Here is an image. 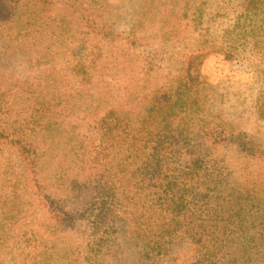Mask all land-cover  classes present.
<instances>
[{"label": "rangeland", "instance_id": "1", "mask_svg": "<svg viewBox=\"0 0 264 264\" xmlns=\"http://www.w3.org/2000/svg\"><path fill=\"white\" fill-rule=\"evenodd\" d=\"M247 1L0 0V123L40 160L36 189L0 143V264H264V15L246 19ZM169 112L223 134L177 137L172 160L183 172L186 153L202 156L197 188L220 193L190 201L169 253L147 259L123 237L124 188Z\"/></svg>", "mask_w": 264, "mask_h": 264}, {"label": "trees", "instance_id": "2", "mask_svg": "<svg viewBox=\"0 0 264 264\" xmlns=\"http://www.w3.org/2000/svg\"><path fill=\"white\" fill-rule=\"evenodd\" d=\"M19 2L20 0H11V8L13 10L17 8ZM243 15L250 20L262 17L264 15V0H248ZM189 75V80H192L193 76ZM193 90L187 85L186 91L179 94L177 106L180 103L182 107H190L192 102H184L183 95L190 96ZM118 111L117 109L108 111L103 120V125L114 121V127H109L107 131L111 135L118 128ZM169 113L170 115L164 118L163 132L153 136L152 140L149 141L151 143H146L147 147H151L152 152L140 161L139 156H136L139 163L137 162L134 166L138 165L139 168L132 170L129 181L124 188L125 219L123 227L121 226L122 233H124L123 237L126 240L139 239L140 244L144 246V256L147 259L165 256L169 253L167 245L172 242L175 233L173 230L174 223L179 216L182 217L185 214L190 201L200 202L204 205L206 201H211L220 193L218 188L220 183L211 184V181L208 180L210 186L204 183L206 185L204 191L199 192L197 188V185L202 181V170L209 165V162L204 160L202 156L192 151L186 153L187 160L185 159V171L183 172L174 167L172 160L179 154L181 157L183 156L181 148L174 144L177 137L182 138V142L187 143V146L190 145L194 148L192 143L198 139L202 143L204 141L217 143L224 140L223 134L212 128L198 131L199 134H197L194 132L197 128L196 123L193 124L194 130L190 127L188 120L182 119L179 122L176 120L174 112ZM260 118L264 120V105L260 109ZM177 125L179 126L177 127ZM177 132H181V135H175ZM0 143H7L18 152L32 177V182L36 181L34 184L37 183L34 188L38 189L39 182L35 175L39 174L40 160L36 146L29 142L21 131L10 132L1 123ZM261 158L264 162V154L261 155ZM240 200L239 196L234 197V201ZM121 205L122 202H119L118 206L121 207ZM117 211L120 210L117 209ZM60 217L61 223H65L68 219L65 215ZM219 217L217 215L216 219L218 220ZM188 225L182 229L181 237L193 236V231ZM116 232L121 233L118 228Z\"/></svg>", "mask_w": 264, "mask_h": 264}]
</instances>
